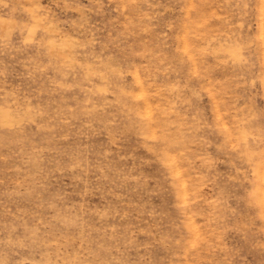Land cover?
<instances>
[{
	"label": "rangeland",
	"instance_id": "1",
	"mask_svg": "<svg viewBox=\"0 0 264 264\" xmlns=\"http://www.w3.org/2000/svg\"><path fill=\"white\" fill-rule=\"evenodd\" d=\"M0 264H264V0H0Z\"/></svg>",
	"mask_w": 264,
	"mask_h": 264
}]
</instances>
